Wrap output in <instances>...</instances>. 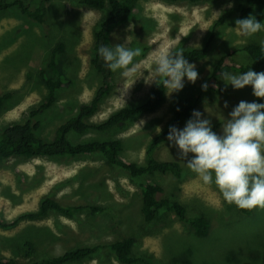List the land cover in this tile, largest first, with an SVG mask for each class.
Here are the masks:
<instances>
[{"label": "rangeland", "instance_id": "rangeland-1", "mask_svg": "<svg viewBox=\"0 0 264 264\" xmlns=\"http://www.w3.org/2000/svg\"><path fill=\"white\" fill-rule=\"evenodd\" d=\"M7 2L13 0H6ZM41 0H31V10ZM81 0H51L45 5L44 22L39 24L21 13L19 8L0 12V96L11 93L0 113V130L10 123L25 119L30 111L39 108L47 99L48 91L41 84L38 72L49 67L52 51L60 44L63 54L55 59V69L64 75L67 85L57 90L56 104L39 115L43 125L42 136L52 140L63 120L75 116L83 103L95 96L103 79L91 66L94 31L106 11L83 7ZM127 23L114 27L109 35L112 48L123 44L140 48L142 54L129 65L130 75L114 72L112 93L104 96L99 111L90 123H100L112 113L129 106L144 103L155 86V56L157 50L174 51L202 48L211 34L214 42L206 59L189 62L196 66L198 79L193 84L185 78V87L178 93L166 95L156 112L135 118L117 130L86 136L72 133L73 143L91 139H121V157L140 166L147 165V151L154 138L173 122L174 114L182 105L192 102L211 75L215 64L225 55L242 66L253 67V61L244 50L254 43L261 45L264 31L252 37L237 33L236 21L245 19L235 15L222 22L224 13L234 7H249V0H214L193 4L189 1L137 0ZM253 15H264V6H257ZM108 16V15H107ZM218 22H220L218 24ZM264 23V19L262 20ZM254 68V67H253ZM219 76V87L227 94H208L201 98L196 111L202 118L219 125L240 101L253 102L251 86L236 90ZM227 102L228 107H225ZM64 121V122H65ZM63 122V123H64ZM184 120L179 129L186 125ZM157 128L161 131L158 133ZM178 150L167 140L154 151L157 161L180 164L183 175L155 173L131 177L124 169L110 165L103 156L47 158H17L0 166V217L11 222L21 214L36 211L43 200L54 199L65 207L98 205L104 210L66 217L51 212L40 221H24L10 230L0 228L1 257L27 259L20 254L27 241L34 242L35 261L50 260L67 251L105 245L123 237H134L137 243L134 256L146 257L151 264H174L177 259L193 264H264V207L243 215L234 205L224 202L215 184H204L177 155ZM191 155V154H190ZM154 181L163 188L160 198L177 201L186 209L188 218L204 216L211 224L209 236L200 240L187 224L174 213L151 223L141 213L142 185ZM26 261V260H25ZM67 264H122L109 248H100L94 255L79 262Z\"/></svg>", "mask_w": 264, "mask_h": 264}, {"label": "trees", "instance_id": "trees-1", "mask_svg": "<svg viewBox=\"0 0 264 264\" xmlns=\"http://www.w3.org/2000/svg\"><path fill=\"white\" fill-rule=\"evenodd\" d=\"M29 1L31 0H13L10 2L0 0V12L19 8L23 15H26L31 19L34 18L42 25L47 14L45 5L49 4L51 0H41L39 6L34 10H31L30 4H28ZM170 1H189L193 4H197L213 2L214 0ZM136 2L137 0H81L80 4L85 8L98 11L107 10L106 17L98 23L97 28L94 31L93 56L91 60V66L102 76L104 83H102L94 98L89 103H83L79 107L75 116L73 115L66 121L65 119L63 120V122H65H62V125L57 128L56 135L52 140L44 138L42 136L43 125L39 115L52 109L56 104V96H58L57 90L67 85L69 82H65L64 75H62L61 71L55 69V57L58 54H63L65 46L60 44L55 47L49 61V67L52 73L50 74L44 69H40L38 72L41 84H43L48 91L47 99L39 108L32 109L25 119L10 123L0 130V166L4 162L14 159V157L26 159L47 158L52 161H57L56 159L67 156L83 157L97 155L103 156L110 165L124 169L133 178L153 175L155 173L163 175L172 174L176 178H182L183 170L179 163L174 161H157L152 156L154 151L159 145L168 140L167 137L171 126H176L178 128L184 120L188 121L192 117V113L196 109L201 98L206 97L208 94H216L220 96H225L227 94V88L218 86L219 76L223 71H232L238 74L251 69L258 73L264 71V48L258 43L250 44L245 47L244 50L252 59L254 68L238 64L231 59L230 55L222 56L215 64L211 75L206 81L208 84L207 90L201 88L200 92L192 102L179 107L174 114V120L171 125L163 133L154 138L147 151L148 162L145 166H140L136 163L122 159L121 152L123 148L121 139H91L88 141L73 143L69 137L72 133L86 136L90 133L104 134L115 131L121 125L128 123L135 118H140L156 112L166 98L165 90L161 86L155 84L148 99L144 103L124 107L112 113L107 119L100 123H90L92 116L99 111L100 104L105 98L104 96L111 94L113 87L115 86L114 72L106 67L103 59L98 54V49L101 45L112 48L111 42L109 41V35L112 29L115 26L121 27L127 23L132 11L137 7L135 5ZM249 2V7L240 6L227 10L222 16L221 21L224 22L227 19H232L235 15H238L241 18H248L249 15L254 14L253 11L255 10V7L264 6V0H249ZM256 19L262 22L264 15H258ZM219 23L220 22H218V24ZM214 38V34H211L202 48L182 50L183 55L189 62L206 59L214 42ZM175 52L176 51L172 53ZM10 96L11 93H5L0 96V113L2 112L1 108H3L4 102ZM255 100L258 103H264V98L255 97ZM219 127V125L212 126L213 131L218 133ZM141 190V213L147 223H151L156 219L158 220L160 217L162 218L163 213L169 212L170 215L171 213H174L177 215L180 222L190 226L196 238L203 240L209 236L211 230L210 222L204 216L188 218L186 215V209L182 204L177 201H172L169 198H160L159 194H162L164 190L158 183L148 181L146 184L142 185ZM235 208L246 216H250L255 212V208L250 210L240 209L236 206ZM85 210L90 211L92 214H96L102 212L104 208L98 205L81 204L65 207V205L56 200L48 198L42 201L36 211L23 213L11 222H6L0 217V228L3 230H10L14 229L19 223L24 221H40L45 219L51 212H56L66 217H73V215L81 214ZM136 243L137 239L134 237H123L122 239L115 240L105 245H97L78 250L71 249L72 251L69 250L60 257H55L50 260L45 259L41 262L33 259L35 254L34 242L27 241L23 245L20 253L24 254L27 259L17 260L15 257L6 258L1 257L0 255V264H67L71 262H79L90 258L101 247L109 248L110 251L115 254L116 259L122 264H151L146 257L134 256L133 249ZM174 264H193V262L190 260L183 261L177 259Z\"/></svg>", "mask_w": 264, "mask_h": 264}, {"label": "clouds", "instance_id": "clouds-1", "mask_svg": "<svg viewBox=\"0 0 264 264\" xmlns=\"http://www.w3.org/2000/svg\"><path fill=\"white\" fill-rule=\"evenodd\" d=\"M234 29L244 37H252L264 31V23L249 15L238 19ZM260 43L264 48V41ZM98 54L110 71H119L128 77L129 65L142 50L130 47L127 39L114 48L101 45ZM155 74L157 79L145 82H155L166 95L183 90L185 78L194 84L199 75L182 50L172 54L157 50ZM223 81L236 90L251 86L253 96L264 98V71L224 73ZM201 87L207 90L208 84ZM225 107H228L227 102ZM167 139L178 150V158L204 184H215L225 203L245 210L264 207V103L240 101L222 124V134L213 131L211 121L194 110L183 129L170 127Z\"/></svg>", "mask_w": 264, "mask_h": 264}]
</instances>
